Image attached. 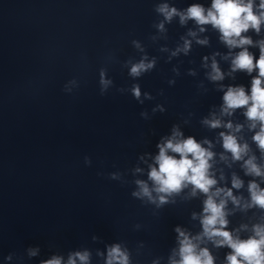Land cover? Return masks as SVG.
Here are the masks:
<instances>
[{"label": "clouds", "instance_id": "9594fccd", "mask_svg": "<svg viewBox=\"0 0 264 264\" xmlns=\"http://www.w3.org/2000/svg\"><path fill=\"white\" fill-rule=\"evenodd\" d=\"M260 12L257 14L254 11L253 0H212L210 9L205 10L202 5L193 4L185 13H178L177 9L167 5H162L159 11L165 15L167 19H171L173 15H179L181 23L188 19H193L198 25L211 24L221 33V39L229 47H243L244 45L252 44L248 37L241 34L247 32L250 28L259 32L260 25L264 22V0H260ZM204 29L201 28V31ZM195 35V33H192ZM204 43L205 41H199ZM188 42L185 43L187 50ZM260 58L254 62V58L246 48L240 51L232 60V70H245L251 73L254 69H258V76L253 78L251 94H246L243 87H229L225 92L223 100V113L231 114V111L237 108L246 107L245 115L252 121V127L256 126V122L260 124V131L253 137L258 146L264 150V42L260 45ZM151 64L143 62L134 65L131 68V74L138 76L141 71L151 68ZM212 80H222L223 74L218 68L215 61L212 64ZM102 83H106L102 80ZM135 97L139 98L140 91L136 87L133 89ZM211 127L216 128L221 126V121L213 119L205 121ZM231 128V123L225 125ZM223 137V147L226 151L232 153L236 160L241 159L242 153L246 152L247 146H241L237 143L233 135L221 133ZM182 133L174 130L170 138L158 145L159 154L155 157L156 167H151L149 179L156 185L157 193L171 194L179 192L183 187L191 184L193 186V194L196 190L206 194L207 199L204 201V215L201 223L203 226L202 236L209 239H215L218 246L227 245L232 249V252L227 256L228 264H264V227L256 226L254 229L255 235L247 240H241L234 237L232 233L225 230L228 221L224 211L226 201L220 199L219 202L215 199L220 197L221 193L224 196L230 197L234 202L230 190L216 189L212 192L211 189L216 184V180L210 175L209 169L211 165L209 161L213 157V153L204 148L198 143L195 138L188 137L182 139ZM207 143V141H205ZM172 153V154H169ZM246 166L249 173L257 176L261 175V170L257 167L253 160L246 161ZM145 196H151L148 186L143 181L137 182ZM241 181L233 178V187L239 188ZM249 190L252 195V201L256 205L264 208V190L258 188V185L251 183ZM141 193H135L140 195ZM161 202H165V197H160ZM179 233L180 249L179 261H173L172 264H213V257L207 249L197 251V245L193 242L201 237L189 238L179 228L176 229ZM34 254V253H33ZM81 261L87 260V254L76 253ZM114 260L120 261V264H127V257L121 253L118 246L113 247L109 251L108 264H112ZM43 264H61L60 258H52L43 262ZM68 264H75V259L69 258Z\"/></svg>", "mask_w": 264, "mask_h": 264}]
</instances>
